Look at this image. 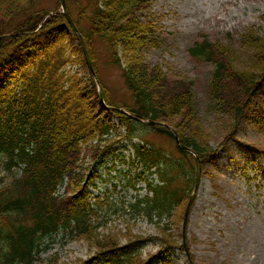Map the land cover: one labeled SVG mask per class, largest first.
<instances>
[{
    "label": "trees",
    "instance_id": "16d2710c",
    "mask_svg": "<svg viewBox=\"0 0 264 264\" xmlns=\"http://www.w3.org/2000/svg\"><path fill=\"white\" fill-rule=\"evenodd\" d=\"M67 1L72 12L73 5L78 8L74 20L86 39L93 34L104 38L114 62L123 67L134 100L126 108L173 126L181 143L202 162L213 159L216 150L196 114L193 81L172 80L141 57L147 33L153 30L140 27L135 15L148 7V0ZM47 4L0 0V168L12 174L11 184L0 177V264H57V253L43 259L39 254L45 241L60 233L96 248L93 260L85 264H146L139 246L142 238L120 244L102 234L106 222L91 207L87 185H80L86 158H103L120 136L111 115L127 120V136H138L139 128L134 119L104 106L90 72L81 76L73 69L85 66L81 44L65 15L57 12L59 3L54 9ZM242 44L253 52L245 68L235 65L236 50L230 45L204 38L190 49L194 59L215 63L209 108L232 119L229 138L243 120L264 130V35L250 31ZM104 94L106 104L121 107L107 90ZM153 128L174 139L168 129ZM148 144L141 149L143 164L155 168L163 185L153 187V197L136 212L155 223L161 234L157 244L169 250L179 245L174 217L195 181L196 159L179 145V155H169ZM260 149L264 152V144ZM20 165L24 168L19 175L14 170ZM65 182V194L56 195Z\"/></svg>",
    "mask_w": 264,
    "mask_h": 264
},
{
    "label": "rangeland",
    "instance_id": "374dc122",
    "mask_svg": "<svg viewBox=\"0 0 264 264\" xmlns=\"http://www.w3.org/2000/svg\"><path fill=\"white\" fill-rule=\"evenodd\" d=\"M57 1L48 0L47 5L54 9ZM73 11L77 18L79 10L74 5ZM136 23L143 29L149 26L153 30L147 33L141 52L143 61L151 67L159 66L172 80L193 81L197 117L216 149V157L203 165L186 230L187 249H177L171 263L264 264V153L260 149L264 144V130L243 120L237 125L234 139L229 138L232 119L228 114L209 108L208 88L216 66L210 61L195 60L189 52L196 41L209 37L214 42L234 47L235 65L247 67L253 52L243 46V39L250 31L264 35V0H149L148 9L137 12ZM86 44L90 59L98 68L100 78H97L112 100L132 106L133 97L125 83L123 68L112 62L106 42L93 36ZM84 65V70L88 71L86 62ZM81 73L87 74L86 71ZM143 139L167 153H177L176 142L165 134L150 129ZM87 161L85 166L89 171L92 163ZM97 170L104 172V166L93 167L91 175L96 186H89L88 191L89 199L96 209L101 206L100 215L107 222L101 229L102 234L119 239L122 244L134 236L161 237L153 222L135 217V210L106 212L104 209H114L112 205L103 201L98 204L95 195L107 186L100 181ZM179 184L185 187L182 182ZM97 186H101L100 189ZM125 192L131 201L137 194L134 189ZM140 195L145 196L146 190ZM115 197L119 200V194ZM117 205L120 209V203ZM183 210L174 217L173 224L180 244L183 243ZM143 245V260L151 258V264H163L165 256L160 253V245L151 240ZM41 249L42 258L57 253V264H84L96 253V248L86 241L70 240L61 233L54 240L46 241ZM154 255L156 257H152Z\"/></svg>",
    "mask_w": 264,
    "mask_h": 264
},
{
    "label": "water",
    "instance_id": "95a60500",
    "mask_svg": "<svg viewBox=\"0 0 264 264\" xmlns=\"http://www.w3.org/2000/svg\"><path fill=\"white\" fill-rule=\"evenodd\" d=\"M62 4L65 6V0H62ZM151 123L162 125L161 123H156V122H151ZM192 200H193V197L191 198V200L189 202V205H188V208L186 209L185 218H184V227H186V224H187V218H188V214H189L190 207H191V204H192Z\"/></svg>",
    "mask_w": 264,
    "mask_h": 264
}]
</instances>
